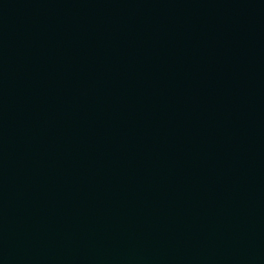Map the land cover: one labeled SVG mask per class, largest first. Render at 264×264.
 Returning a JSON list of instances; mask_svg holds the SVG:
<instances>
[{
	"label": "water",
	"instance_id": "1",
	"mask_svg": "<svg viewBox=\"0 0 264 264\" xmlns=\"http://www.w3.org/2000/svg\"><path fill=\"white\" fill-rule=\"evenodd\" d=\"M0 264H264V0H61Z\"/></svg>",
	"mask_w": 264,
	"mask_h": 264
}]
</instances>
